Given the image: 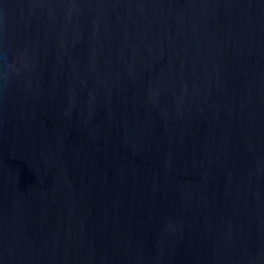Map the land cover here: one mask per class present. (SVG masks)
Here are the masks:
<instances>
[{"label":"water","instance_id":"95a60500","mask_svg":"<svg viewBox=\"0 0 264 264\" xmlns=\"http://www.w3.org/2000/svg\"><path fill=\"white\" fill-rule=\"evenodd\" d=\"M0 264H264V0H0Z\"/></svg>","mask_w":264,"mask_h":264}]
</instances>
